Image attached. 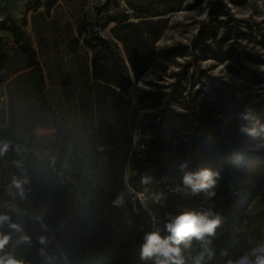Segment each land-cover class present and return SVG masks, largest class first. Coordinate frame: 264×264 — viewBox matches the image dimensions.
Segmentation results:
<instances>
[{"label": "trees", "instance_id": "1", "mask_svg": "<svg viewBox=\"0 0 264 264\" xmlns=\"http://www.w3.org/2000/svg\"><path fill=\"white\" fill-rule=\"evenodd\" d=\"M54 2L46 4L47 13ZM160 17L146 14L134 22L127 16L117 18V27L112 30L114 40L88 36L86 26L80 25L78 35L83 39L73 38L69 51L78 55L82 49H90L92 57L82 67L81 83L56 94L32 45L17 28L8 29L21 59L19 68L6 65L7 80L21 73L7 85L12 115L18 116L28 108L29 114L23 115L29 133L53 127L59 132L49 157L37 155L31 149L21 154L10 153L8 167L0 165V217H6L0 221V238H9L0 250V258L14 259L20 264H155V255L141 259L146 234L154 230L140 222L133 203L123 195L127 186L134 190L166 189L171 182L184 186L185 173L210 171L219 161L250 154L247 146L253 139L249 136L255 135L244 127L247 114L240 107L228 108L235 97L226 91L227 84L216 85L218 81L211 77L203 84L205 90H199L194 97L206 94L198 100L199 105L192 106L191 114L171 108L170 105L191 106L171 98L163 114L148 113L139 119L140 109L160 107L163 95L143 93L133 102L128 92L133 80L140 81L159 57L170 61L192 54L198 62L210 56L224 63L230 56L211 44L232 40L230 31L234 27L216 42L218 33L214 29L227 22L220 20L212 9L191 44L163 50L158 49L157 43L168 19ZM234 29L237 36L240 29ZM247 58L258 64L255 56ZM9 61L0 52V67ZM256 82L259 83L254 80L248 87L252 89ZM180 85L179 80L177 86ZM206 98L210 106L204 104ZM262 105L264 101L253 109ZM254 123L252 127L258 125V121ZM3 133L0 130V136ZM263 134L260 133L261 137ZM5 140L13 142L14 138ZM182 164L187 166L181 169ZM14 178L27 180L22 185L23 195L13 184ZM255 198L256 192L249 189L245 197L228 196L218 206H205L203 214L209 213V219L219 217L220 224L214 236L182 242L179 247L183 260L190 258L192 264H228L229 260L247 254L242 252L257 245L264 233V201L257 206L253 204ZM147 206L160 216L158 225L165 228L160 233L162 238L170 235L166 224L188 211L181 206L163 205L162 209V205L149 199ZM247 210L245 222L243 213ZM108 211L111 222L106 220ZM240 211L243 213L239 217ZM117 228L126 230L130 240L116 237ZM235 245L240 248L239 253Z\"/></svg>", "mask_w": 264, "mask_h": 264}, {"label": "rangeland", "instance_id": "2", "mask_svg": "<svg viewBox=\"0 0 264 264\" xmlns=\"http://www.w3.org/2000/svg\"><path fill=\"white\" fill-rule=\"evenodd\" d=\"M52 1H55L54 5L50 13H47L46 4ZM218 1H221L220 4L214 5ZM210 9L220 15V20L227 22L226 25L222 24L221 27L214 29L218 33L216 42H219L224 33L230 31L232 27L240 29L237 36L234 28L230 31L233 39L229 42L211 44L221 53L230 54L228 60L221 63L209 56L198 62L192 54L170 61L159 57L155 66L140 81L133 80L128 98L136 102L143 93L155 92L163 95L161 106L141 108L139 119L148 113L163 114L171 98L191 105L190 108L170 105L177 112L188 115L193 112L192 106L199 105L198 100L206 96L200 93L198 98H194L199 90H205L203 84L207 77L216 79L218 81L216 85L227 84L226 91L235 97L231 98L233 102L229 101L228 108L230 110L242 108L247 114L244 127L248 128V132L253 129L259 131L255 136H249L253 139L247 146L251 152L247 155L238 154L230 160L219 161L210 170L214 185L199 193L194 194L190 188L171 182L167 190L146 187L134 190L127 186L123 195L133 203L140 222L146 227L150 225L154 231L160 233L165 231V228L159 227L160 216L147 206L148 199L154 201L156 205H162V209L163 205L181 206L188 211L203 214L205 206H218L228 196L245 197V193L250 189L256 192L253 204L259 206L258 204L264 201V136L260 135L264 133V105L255 109L253 106L264 101V62H260L264 61V0H0V52L10 59L0 67V130L4 132L0 136V150L7 146L6 151H0V165L8 167L10 153L21 154L31 149L37 151V155L49 157L50 148L59 132L53 127L36 129L29 133L26 116L23 115L29 114L28 108L21 110L18 116L12 115L10 109L12 99L7 85L21 73L7 80L9 68L6 65L12 64L19 68L21 59L17 56L18 45L8 29L17 28L32 45L45 72L50 76V86L56 94V91L76 88L81 83L82 67L89 63L92 57L90 49H82L78 55L69 51L68 46L73 38L78 37L80 41L83 39L78 35L80 25L86 26L88 36L114 40L112 30L117 27V18L127 16L134 22L146 14L161 15L160 18L168 19L164 25L163 36L157 43L158 49L163 50L174 45L191 44L200 25L208 20ZM231 19L236 21L233 22ZM241 32L247 35L242 37ZM119 48L125 57L121 43ZM250 55L256 57L258 64L248 60L247 57ZM179 80L181 85L177 86ZM254 80H258L259 83L256 82L257 85L250 89L248 86ZM2 96L6 97L5 101L1 100ZM241 97L243 100H240ZM204 104L211 105L207 98ZM195 110L199 111L198 108ZM221 116L220 114L218 117ZM256 121L258 125L252 127L256 125L254 123ZM7 138H14V141L9 142L5 140ZM219 182L222 183L221 186L217 190L214 189ZM190 206L191 208H188ZM159 213L163 214V211L160 210ZM239 213L240 217L243 212ZM247 214L248 210L243 213L245 222ZM106 220L113 221L109 211ZM115 226L113 224L112 229H115ZM116 231L118 233L116 237L120 240H130L131 236L126 230L117 228ZM262 241L264 233L258 238V243ZM255 246L252 245L242 253H249ZM234 249L239 253L238 246L235 245ZM192 263L190 258L184 261V264Z\"/></svg>", "mask_w": 264, "mask_h": 264}, {"label": "clouds", "instance_id": "3", "mask_svg": "<svg viewBox=\"0 0 264 264\" xmlns=\"http://www.w3.org/2000/svg\"><path fill=\"white\" fill-rule=\"evenodd\" d=\"M247 118V117H245ZM255 135V130L249 132ZM7 146L3 150L6 151ZM187 165L182 164L181 169ZM212 173L204 170L198 174L185 173L183 177V185L190 188L192 193H199L213 186L215 181L212 179ZM27 180L13 179V184L17 189H21ZM6 217H0V221ZM220 224V218L209 219V213L199 214L194 211H186L176 216L171 222L166 224V230L170 235L162 238L159 231H151L146 234V243L142 245L141 259L150 258L153 255L157 257L155 264H184L181 257L179 245L185 241H191L193 238L203 241L205 236H214L215 230ZM8 237L0 238V250L8 243ZM43 243V239L41 240ZM210 243V241H209ZM211 255V253H209ZM0 264H20L19 261L8 259L5 261L0 258ZM228 264H264V241L259 242L251 251L239 259L229 260Z\"/></svg>", "mask_w": 264, "mask_h": 264}, {"label": "built area", "instance_id": "4", "mask_svg": "<svg viewBox=\"0 0 264 264\" xmlns=\"http://www.w3.org/2000/svg\"><path fill=\"white\" fill-rule=\"evenodd\" d=\"M5 99H6L5 96H2V97H1V100H2V101H5Z\"/></svg>", "mask_w": 264, "mask_h": 264}]
</instances>
